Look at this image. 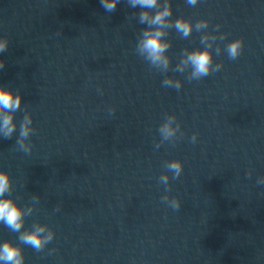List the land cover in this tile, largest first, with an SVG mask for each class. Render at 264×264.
I'll list each match as a JSON object with an SVG mask.
<instances>
[{
  "label": "water",
  "instance_id": "95a60500",
  "mask_svg": "<svg viewBox=\"0 0 264 264\" xmlns=\"http://www.w3.org/2000/svg\"><path fill=\"white\" fill-rule=\"evenodd\" d=\"M171 6L172 19H206L207 31L226 34L213 49L219 71L198 81L172 71L183 49L203 47L202 33L175 30L169 71L151 69L135 51L146 25L128 0L113 12L100 0H0L9 41L0 84L23 97L16 133L0 137V170L21 206L39 196L24 227L55 232L41 252L21 245L24 264H264V0ZM237 38L231 60L223 46ZM166 75L183 82L179 91L162 86ZM25 111L29 154L15 143ZM165 114L183 136L156 147ZM173 159L183 162L169 180L175 211L159 182ZM17 236L0 224V243Z\"/></svg>",
  "mask_w": 264,
  "mask_h": 264
},
{
  "label": "clouds",
  "instance_id": "9594fccd",
  "mask_svg": "<svg viewBox=\"0 0 264 264\" xmlns=\"http://www.w3.org/2000/svg\"><path fill=\"white\" fill-rule=\"evenodd\" d=\"M186 2L190 6H195L198 0H186ZM100 3L106 12H113L120 0H100ZM128 4L132 8L139 7L141 9L134 15L138 18V22L141 25H146V27L139 34L135 51L149 64L151 69L161 73L169 71L171 57L168 55V49L171 47V41L166 37H168L170 30H175L184 39L189 38L193 31L202 33L200 44L203 47L183 49L180 53V59L175 68L171 69L172 71L181 74L187 72L189 81H198L220 70L222 63L214 62L213 49L216 55L221 53V45L217 41H224L226 34L207 31L208 20L200 19L193 23L191 19H186L183 16L172 19L171 0H128ZM216 27L219 29V25ZM8 45V39L0 36V53H4ZM243 45V38H237L226 43L223 46V51L229 59L236 60L241 55ZM5 63L4 59H0V69L5 67ZM182 83L181 80L166 75L162 81V86L179 91ZM22 98L21 93L0 84V137L10 139L16 133L18 125L15 114L21 108ZM176 121L175 114H165L164 121L158 129L161 139L156 147L165 141H174L178 133L183 136L181 126ZM34 131L32 114L25 111L15 141L18 149L25 154H29L32 150L33 145L29 138ZM196 137L197 134H193L191 138L193 143L196 141ZM163 167L166 171L160 175L159 182L166 187L165 195L161 197V200L174 211L179 210L181 207L180 199L170 197L167 193L171 189L169 180H176L181 176L183 162L179 159H173L164 162ZM169 172L172 173L171 177ZM258 183L264 184V177H261ZM14 190L10 173L0 170V224L12 232L18 233L17 240L19 241V243H14L12 240H4L0 243V264H24L25 257L21 245L41 252L55 235L54 230L49 225L40 222H34L31 228L24 227L25 218L33 214L39 202V196H33L30 204L21 206L10 195Z\"/></svg>",
  "mask_w": 264,
  "mask_h": 264
}]
</instances>
